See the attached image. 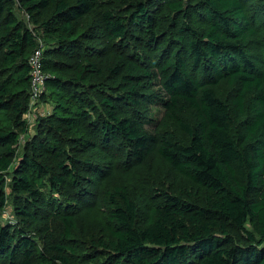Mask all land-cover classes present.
Returning a JSON list of instances; mask_svg holds the SVG:
<instances>
[{"label": "trees", "instance_id": "obj_1", "mask_svg": "<svg viewBox=\"0 0 264 264\" xmlns=\"http://www.w3.org/2000/svg\"><path fill=\"white\" fill-rule=\"evenodd\" d=\"M9 198L0 264H264V0H0Z\"/></svg>", "mask_w": 264, "mask_h": 264}, {"label": "rangeland", "instance_id": "obj_2", "mask_svg": "<svg viewBox=\"0 0 264 264\" xmlns=\"http://www.w3.org/2000/svg\"><path fill=\"white\" fill-rule=\"evenodd\" d=\"M37 110H39V112H43V113H46V111L48 110V105H43V104H40L37 108ZM35 109V110H36ZM35 110L33 112H31V114L33 115V113L35 112ZM163 114V108L160 104H157L155 106L152 107L151 109V119L145 123V126L146 128L148 129H152L153 126H154V123L157 122L158 119L161 118ZM23 117L27 120V122H29L30 124L33 125L34 121H35V118H34V115L33 116H30L28 114H24ZM32 127V131H33V126ZM31 131V132H32ZM29 134H22L19 138V142H18V152L21 151V148L24 144V142L27 140V137H28ZM154 166H158V165H154ZM138 173L136 174V176L138 177V181L139 180H142V175L140 174V171H137ZM144 176L146 177V174H144ZM118 177H120V180L117 179L118 181H122V176L121 175H118ZM7 181H9V177H7ZM91 190L94 192L96 191V185H94V187L91 188ZM98 190V189H97ZM105 208V207H103ZM101 211V210H100ZM91 213H94L91 217L89 216L88 213H85L83 214L82 216H80V221L83 220L84 221V217H88L87 219L89 220L90 222V226L88 225L89 222L85 223V227L83 228V235L85 237H90L91 235L95 236V237H108V234L107 232L105 231V229L102 227L101 225V222L99 220V218L101 217V215L97 214L99 213V210H93L91 211ZM92 218V219H91ZM103 218V217H101ZM0 222L2 224H5L6 222H13L15 223V216H14V212H13V205H12V202H11V199L9 198L8 200V203L7 205L5 206V208L3 210H1L0 212Z\"/></svg>", "mask_w": 264, "mask_h": 264}, {"label": "built area", "instance_id": "obj_3", "mask_svg": "<svg viewBox=\"0 0 264 264\" xmlns=\"http://www.w3.org/2000/svg\"><path fill=\"white\" fill-rule=\"evenodd\" d=\"M31 76V101L39 99L45 77L41 71V50L36 49L29 58Z\"/></svg>", "mask_w": 264, "mask_h": 264}]
</instances>
